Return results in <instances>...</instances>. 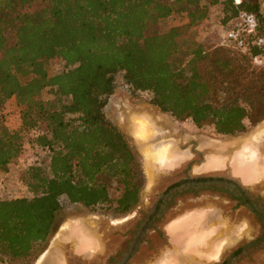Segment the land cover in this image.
I'll return each instance as SVG.
<instances>
[{
    "label": "trees",
    "instance_id": "16d2710c",
    "mask_svg": "<svg viewBox=\"0 0 264 264\" xmlns=\"http://www.w3.org/2000/svg\"><path fill=\"white\" fill-rule=\"evenodd\" d=\"M263 1L0 0V184L24 133L39 153L20 173L32 196L0 198V264L35 261L63 199L116 215L139 205L147 183L140 154L106 113L118 74L162 112L219 135L264 120V66L251 58L259 49L244 54L216 30L203 40L195 32L221 4L218 27L248 11L264 36ZM12 99L18 128L5 121Z\"/></svg>",
    "mask_w": 264,
    "mask_h": 264
},
{
    "label": "rangeland",
    "instance_id": "374dc122",
    "mask_svg": "<svg viewBox=\"0 0 264 264\" xmlns=\"http://www.w3.org/2000/svg\"><path fill=\"white\" fill-rule=\"evenodd\" d=\"M221 12V4L211 7L210 24L207 25L206 23H202L195 27L198 40L206 38L212 30H216L220 35L223 33V29L216 25V22L220 21L223 16ZM161 26L165 27L167 25L164 23L161 24ZM61 69L62 64L59 62L53 64L54 71H60ZM116 80L117 89L110 97L109 103L106 106V113L108 117L130 137L133 145L140 154V160L144 168L143 155L140 150H138L139 148H137L140 142L132 136L130 131V128H132L131 120L128 117L132 112H136V107L143 104L153 107L147 109L151 114L155 113L158 108L150 103L149 93L141 92L133 94L129 86L125 83L122 74H118ZM45 95L46 98L52 97L50 92H46ZM262 108L264 110V105ZM3 110L5 121L8 126L11 128H18L20 126V108L16 105L15 100H9ZM168 115L182 130L179 140L180 153L181 155H185L182 157V160L173 165L164 164L156 166L153 186L150 187V185H148L147 190L146 187H144L139 205L126 214L116 215L102 209L90 210L81 204L69 203L66 199H63V210L57 228L50 241L47 243L45 247L46 250H43L45 254L40 252L37 256L38 260H36V258L32 264H58L59 262H61L60 264H101L104 255L102 254L104 253L102 252V232L108 234V238L104 239L108 248L118 245L121 246V251L117 257L121 256L133 241L138 231L137 225L145 221L151 214L155 202L159 199L158 194L169 184L182 179L191 172H196V164L201 163L206 160L207 157L215 153L220 155L230 154L231 157L233 153L236 159L228 165L232 170L231 172L233 174H235V172L236 174L244 173L246 170L239 166L241 162L237 159V156H240L239 154L241 153L244 154L245 145L250 141L252 136L258 133L259 128L264 124L257 123L255 120L253 122L248 121L249 127L245 132L235 136H228L216 134L211 127L199 128L191 119L180 121L170 114ZM256 115L257 113H255L254 119ZM30 134L31 133H24V148L22 154L16 161L9 165L8 172L1 177L0 198L2 199L32 196L28 187L20 179L21 171L31 164H34L39 156L36 148L31 147L28 141ZM204 142L211 144L209 150L206 149L204 151L198 149L200 148V144ZM214 144L217 145L215 146ZM142 146L145 147L144 145ZM251 147H253L256 152L261 150L262 157H264V149H261L258 143H254ZM260 160L262 159L253 160L249 168H258V162H260ZM223 168L225 169L221 174L229 176L227 166ZM231 178L257 201L258 204L260 203L264 209V180L246 185L240 181L241 178L239 177ZM202 193L205 195L207 192ZM207 203H215L219 210L224 211V217L228 221V227H224L225 229L219 232L220 238H224V240H226L225 242H227L230 238L231 228H234L236 231V233L233 234L235 245L227 249L224 256L231 255L238 247H242V245H246L248 242L254 240L260 241L257 244L247 247L245 252L234 256L229 264H264V222L261 221L252 210L241 205L236 200L228 199L227 196L226 198H215L209 195L198 200L191 199L190 196L176 197L171 205L173 208H170L162 215L161 218L153 224V228L147 231L138 247L137 258L138 256L146 259L153 257L157 248L163 246L164 243L167 242V237L163 229V225L167 221L178 217L180 214L190 209ZM78 217L83 218V224L80 226L81 230H70V221ZM68 234H70V236ZM64 238L66 240H63ZM67 238L69 240H67ZM46 251H48V253H46ZM137 258H135V260ZM57 259H60V261H54Z\"/></svg>",
    "mask_w": 264,
    "mask_h": 264
},
{
    "label": "crops",
    "instance_id": "0c3cea01",
    "mask_svg": "<svg viewBox=\"0 0 264 264\" xmlns=\"http://www.w3.org/2000/svg\"><path fill=\"white\" fill-rule=\"evenodd\" d=\"M263 2L261 7L264 15ZM164 115L174 127L170 130L169 128L165 130L168 133L165 139L167 141L165 143L169 145L170 149L168 155L165 156L167 160L164 158L161 160H156L153 169L150 170L145 163V157L143 153L144 147L140 143L138 144L139 147H137L143 155L144 171L148 178V183H146L145 186L146 190L148 185H150V187L153 186L156 166L164 164H177L182 160V157L185 156L183 154L181 155L180 153V139H177V136L173 135L175 133H181L182 130L175 122L171 120L169 115L166 113ZM260 123H264V120H262ZM130 131L134 139L138 140L136 138V134L134 133V128H130ZM204 143H201L200 148L198 149H202L204 151L206 149L209 150V146H211V144L207 142ZM254 143H258L260 148L264 149V124H262V126L259 128L258 133L255 136H252L250 141L245 145L243 152L244 154L241 153L239 154L240 156H237V159L241 162L240 165L239 163L238 165L244 168L246 173L244 172L236 174L235 172V174H233L231 172L232 170L228 165L230 162H234L236 159V156L233 153L232 157L230 154L220 155L215 153L214 155H210L206 158V160L196 164L195 173L202 176L212 174L218 175L223 173L225 169L223 167L227 166V171L229 172L228 177H239L241 178L240 181L246 185L264 180V157H262L261 150L256 152L254 148L251 147V145ZM214 145L216 146L217 144ZM255 159H262L260 162H258V168H249V165H251L253 163L252 161ZM149 170L151 171V176L148 172ZM82 224L83 218L78 217L74 220H71L69 225L71 227L70 230L79 231L81 230L80 226ZM224 227H228V221L224 217V211L219 210L215 203H207L205 205L190 209L167 223L165 228L167 242L164 243L163 246L157 248V251L153 257L146 259L138 256V258L134 260L132 264H214L220 258L219 253H221L225 247H227V245L234 243L233 234L236 233L234 228H231L230 238L227 242H225L226 240H224V238L219 237V232L220 230H224ZM68 235L70 236V234ZM63 240L66 239L64 238ZM67 240L69 239L67 238ZM106 246L107 244H105L102 235V252L105 251ZM46 253H48V251H46ZM54 261H60V259ZM60 263L61 262L58 264Z\"/></svg>",
    "mask_w": 264,
    "mask_h": 264
},
{
    "label": "flooded vegetation",
    "instance_id": "af4514ba",
    "mask_svg": "<svg viewBox=\"0 0 264 264\" xmlns=\"http://www.w3.org/2000/svg\"><path fill=\"white\" fill-rule=\"evenodd\" d=\"M154 106V105H153ZM168 115V114H167ZM165 136L168 134L164 131ZM181 133H175L174 136L180 139ZM202 192H207L203 195ZM200 194V195H198ZM213 196L215 198H226L236 200L241 205L248 207L252 212H254L258 218L264 222V209L263 206L257 201H255L245 190H243L236 182H234L233 178L228 177L223 174H212V175H198L195 172H191L185 175L182 179L177 180L166 186L159 194V199L155 202L153 206V210L151 214L145 219V221L140 222L137 225L138 231L133 238V241L130 243L129 248L125 252L121 254V256L117 257L120 253L121 246H113L112 248H108V245L105 248V251L102 257L101 264H123L127 255L131 252L136 239L138 238V243L135 247L134 253L131 255L130 259L126 264H132V262L137 258V250L139 245L141 244L144 236L147 231L153 228V224L157 222L162 215H164L171 207L176 197H185L190 196L191 199L198 200L202 199L204 196ZM157 204V205H156ZM170 221V220H169ZM167 221L163 225V229L166 235V225L169 222ZM103 238L107 239L108 234L106 232H102ZM167 237V235H166ZM50 241V240H49ZM234 243L227 245L225 249L219 253V260L214 264H229L234 256L237 254H241L245 252L246 248L257 244L260 242L259 240H254L252 242H248L246 245H242V247H238L231 255L224 256L225 251L230 247L235 245ZM46 249H44L45 251ZM42 251V253L44 252ZM44 254V253H43ZM224 256V257H223ZM38 260V258L36 259ZM222 261V262H221Z\"/></svg>",
    "mask_w": 264,
    "mask_h": 264
},
{
    "label": "bare ground",
    "instance_id": "6f19581e",
    "mask_svg": "<svg viewBox=\"0 0 264 264\" xmlns=\"http://www.w3.org/2000/svg\"><path fill=\"white\" fill-rule=\"evenodd\" d=\"M148 108L153 107L144 104L140 105L136 107V112H132L128 118L131 120V126L134 128L137 139L145 146L143 153L146 166L152 170L156 160L166 159L165 156L168 155L170 149L169 145L165 143L167 140H165L164 131L167 128L170 130L174 127L164 115L165 113L163 114L157 109L155 113L151 114L148 112ZM148 172L151 176V171Z\"/></svg>",
    "mask_w": 264,
    "mask_h": 264
},
{
    "label": "built area",
    "instance_id": "2783aa9c",
    "mask_svg": "<svg viewBox=\"0 0 264 264\" xmlns=\"http://www.w3.org/2000/svg\"><path fill=\"white\" fill-rule=\"evenodd\" d=\"M225 1V0H219ZM236 5L241 0H234ZM259 21L257 16L248 11H240L230 27L224 28L221 34L223 42H231L233 48L244 54H251L257 47L259 52L251 54L252 63L256 67L264 66V36L259 35Z\"/></svg>",
    "mask_w": 264,
    "mask_h": 264
},
{
    "label": "water",
    "instance_id": "95a60500",
    "mask_svg": "<svg viewBox=\"0 0 264 264\" xmlns=\"http://www.w3.org/2000/svg\"><path fill=\"white\" fill-rule=\"evenodd\" d=\"M156 108H158L157 106H155ZM159 109V108H158ZM160 110V109H159ZM161 111V110H160ZM162 112V111H161ZM164 113V112H163ZM167 114V113H166ZM138 238L136 239V241H135V243H134V246H133V248H132V250H131V252L127 255V257L125 258V260H124V262H123V264H126L127 262H128V260L130 259V257H131V255L134 253V251H135V247H136V245H137V243H138Z\"/></svg>",
    "mask_w": 264,
    "mask_h": 264
}]
</instances>
